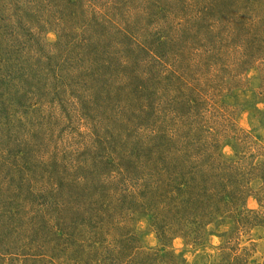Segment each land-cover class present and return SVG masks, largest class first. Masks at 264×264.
Returning a JSON list of instances; mask_svg holds the SVG:
<instances>
[{"label":"rangeland","instance_id":"374dc122","mask_svg":"<svg viewBox=\"0 0 264 264\" xmlns=\"http://www.w3.org/2000/svg\"><path fill=\"white\" fill-rule=\"evenodd\" d=\"M0 264H264V0H0Z\"/></svg>","mask_w":264,"mask_h":264}]
</instances>
